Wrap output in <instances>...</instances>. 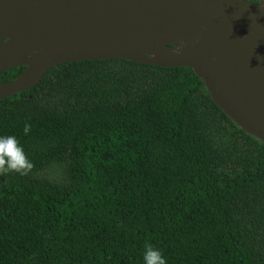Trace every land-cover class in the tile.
Here are the masks:
<instances>
[{
    "label": "trees",
    "instance_id": "trees-1",
    "mask_svg": "<svg viewBox=\"0 0 264 264\" xmlns=\"http://www.w3.org/2000/svg\"><path fill=\"white\" fill-rule=\"evenodd\" d=\"M6 135L34 167L0 172V264H264V143L192 68L58 64L0 100Z\"/></svg>",
    "mask_w": 264,
    "mask_h": 264
},
{
    "label": "water",
    "instance_id": "water-1",
    "mask_svg": "<svg viewBox=\"0 0 264 264\" xmlns=\"http://www.w3.org/2000/svg\"><path fill=\"white\" fill-rule=\"evenodd\" d=\"M246 2L0 0V73L27 67L0 84V100L63 63L189 67L224 113L264 143V6Z\"/></svg>",
    "mask_w": 264,
    "mask_h": 264
},
{
    "label": "clouds",
    "instance_id": "clouds-1",
    "mask_svg": "<svg viewBox=\"0 0 264 264\" xmlns=\"http://www.w3.org/2000/svg\"><path fill=\"white\" fill-rule=\"evenodd\" d=\"M259 6H264V0H260ZM23 132L27 135L30 132V125L25 124ZM33 167L16 136H0V172L27 175ZM142 259L144 264H167L162 251L150 243H145Z\"/></svg>",
    "mask_w": 264,
    "mask_h": 264
},
{
    "label": "flooded vegetation",
    "instance_id": "flooded-vegetation-1",
    "mask_svg": "<svg viewBox=\"0 0 264 264\" xmlns=\"http://www.w3.org/2000/svg\"><path fill=\"white\" fill-rule=\"evenodd\" d=\"M20 67H22V66H20ZM15 68H18V67H15ZM12 69H14V68H12ZM12 69H8V70H12ZM8 70H5V71H8ZM5 71H3V72H5ZM3 72H1L0 74H2ZM5 83H7V82H5ZM0 84H4V83H0Z\"/></svg>",
    "mask_w": 264,
    "mask_h": 264
}]
</instances>
